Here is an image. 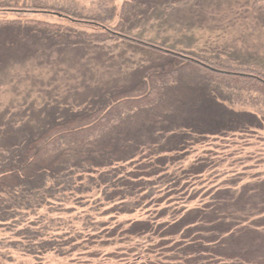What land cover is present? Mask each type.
Wrapping results in <instances>:
<instances>
[{"label":"trees","instance_id":"trees-1","mask_svg":"<svg viewBox=\"0 0 264 264\" xmlns=\"http://www.w3.org/2000/svg\"><path fill=\"white\" fill-rule=\"evenodd\" d=\"M173 2L0 0V89L54 53L85 59L0 109L1 257L264 264V170L224 150L264 138V64L168 44Z\"/></svg>","mask_w":264,"mask_h":264},{"label":"rangeland","instance_id":"rangeland-1","mask_svg":"<svg viewBox=\"0 0 264 264\" xmlns=\"http://www.w3.org/2000/svg\"><path fill=\"white\" fill-rule=\"evenodd\" d=\"M73 1L87 6L92 3L97 5L101 0ZM122 1L113 0L117 5H120ZM174 1L171 8L164 9V17L161 19V21L164 20V26L167 29L164 31L160 30L161 34L159 35L161 37L167 35L169 37L166 39L168 44L182 50L191 49L207 54L220 55L221 57L232 54L237 56V62L241 63L259 62L264 64V0ZM198 14L203 15L205 20L195 18ZM35 16L44 17L48 20H56L53 15L37 14ZM145 17L151 18L147 17V15ZM171 25L172 28H168ZM147 35H152V33L149 32ZM180 38L185 40V42L179 41L178 39ZM160 40L162 41L161 38ZM112 51L100 56V60L108 62L112 55L113 57L120 58L114 52H123V50H117V48ZM125 54L129 53L125 52ZM36 58L38 59L39 57L37 56ZM47 58V63L41 66L36 63L29 64L27 72L32 77L31 79L26 78L25 81H22V77L18 81L22 82H15L16 88L12 89L10 84L0 89V109L9 104L15 105L14 109L20 108L19 103L23 100V95L27 89H31L30 98L37 97L36 89L40 86L39 82H42L47 90H50L51 86L55 85L52 80H55V82H60L61 80V83H63V79L66 80L64 74H69L71 77L75 76L76 71L78 70L79 72L85 60L83 59L84 56L79 55L77 50H67L60 57L54 53L53 56H48ZM19 66L15 68V72L22 73L21 69L23 68ZM31 81L35 82L30 84ZM37 100H39L38 97ZM209 142L211 143L210 147L220 150L218 146H213L220 143V140H210ZM239 142V144L229 142L224 150L229 151L231 147H244V151L252 153L249 160H244V164L252 167L254 165L257 170H264V138L263 140H249L248 147L242 145V140ZM11 238H14L12 231L0 227V240L6 241ZM5 249L2 248V252H6L8 255L6 256L10 259L5 256L1 257L0 254V264H84L81 260L87 258L78 257L80 255L78 253H74L69 257H59L53 253H48L41 260H33L29 256L21 255L14 248ZM107 252H109V249H103L95 257V261H102L104 259L105 262H108L109 259L110 262L111 257H105ZM111 263L114 264L115 260H112Z\"/></svg>","mask_w":264,"mask_h":264}]
</instances>
